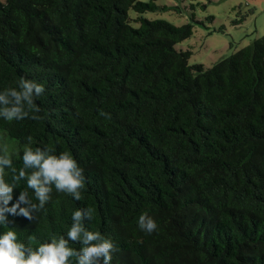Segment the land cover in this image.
<instances>
[{
    "label": "trees",
    "instance_id": "trees-1",
    "mask_svg": "<svg viewBox=\"0 0 264 264\" xmlns=\"http://www.w3.org/2000/svg\"><path fill=\"white\" fill-rule=\"evenodd\" d=\"M155 1L0 2V91L21 78L45 89L40 120L0 118V147L17 174L25 146L52 147L86 178L81 200L53 186L32 221L9 217L0 232L36 247L91 208L84 224L115 242L111 264H264V35L210 68L189 65L176 46L199 21L140 17L174 10Z\"/></svg>",
    "mask_w": 264,
    "mask_h": 264
},
{
    "label": "clouds",
    "instance_id": "clouds-1",
    "mask_svg": "<svg viewBox=\"0 0 264 264\" xmlns=\"http://www.w3.org/2000/svg\"><path fill=\"white\" fill-rule=\"evenodd\" d=\"M44 86L32 80L21 78L17 87L0 91V118L6 121L24 119L40 120L41 109L35 98L42 95ZM106 119L110 113L101 112ZM29 144L32 137L28 138ZM23 168L18 171L6 146L0 147V226L14 225L9 217H23L29 221L33 214L44 208L51 199L53 186L57 192L82 199L86 178L83 168L69 151L56 154L52 147L35 148L25 146ZM6 169H10L13 181L5 180ZM20 180L26 181L27 188L14 199V190ZM27 189H31L38 204L33 203ZM94 209H78L72 213V223L66 234L53 235L33 247L18 238L15 230L0 232V264H111L112 254L117 251L115 242L100 233L90 231L84 221L92 219ZM139 228L152 234L158 228L157 222L147 213L141 214ZM77 243L79 249L70 245Z\"/></svg>",
    "mask_w": 264,
    "mask_h": 264
},
{
    "label": "rangeland",
    "instance_id": "rangeland-1",
    "mask_svg": "<svg viewBox=\"0 0 264 264\" xmlns=\"http://www.w3.org/2000/svg\"><path fill=\"white\" fill-rule=\"evenodd\" d=\"M155 4L174 7V10L158 9L145 12L140 17L161 19L174 26L188 23L192 16L199 21V25L193 27L191 37L176 46L192 53L189 65L200 64L205 69L210 68L264 35V0H156ZM128 15L133 20L137 18L132 11ZM208 17L213 20L209 21Z\"/></svg>",
    "mask_w": 264,
    "mask_h": 264
}]
</instances>
